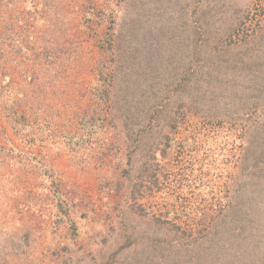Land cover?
<instances>
[{
  "label": "rangeland",
  "instance_id": "rangeland-1",
  "mask_svg": "<svg viewBox=\"0 0 264 264\" xmlns=\"http://www.w3.org/2000/svg\"><path fill=\"white\" fill-rule=\"evenodd\" d=\"M7 1L0 0V264H169L177 251L168 246L176 243L153 242L151 217L179 225L171 237L186 232L187 241L201 229L217 230L216 240L225 217L241 220L237 241L249 230L243 222L252 216L264 222V101L249 106L257 90L238 77L240 70L230 66L222 76L234 93L230 98L218 99L206 87L196 101L206 104L203 111L180 110L182 122L159 162L160 185L135 200L125 174L130 139L115 118L120 106L96 88L101 72L103 88L113 89L115 62L101 49L122 19L134 43L148 30L170 43L175 20L209 5L197 31H218V46L220 40L240 45L252 34L264 46V0H140L138 14L124 0H14L5 7ZM125 64L124 73L133 71L127 81L135 64ZM135 75L149 104L145 97L155 91V78L144 63ZM7 110L24 114L26 123L13 121ZM137 205L146 219L134 211Z\"/></svg>",
  "mask_w": 264,
  "mask_h": 264
},
{
  "label": "trees",
  "instance_id": "trees-1",
  "mask_svg": "<svg viewBox=\"0 0 264 264\" xmlns=\"http://www.w3.org/2000/svg\"><path fill=\"white\" fill-rule=\"evenodd\" d=\"M13 1H7L4 4L5 7H12ZM139 1L124 0V3L131 9V12L138 14L141 10ZM211 7L214 6L207 5L204 10L200 6L197 8L194 6L190 14H185L182 19L175 20L172 34L168 37L170 43L166 40H158V37L155 38L154 32L150 30L141 34L134 43L133 35V39L130 36L125 37L124 26L126 27L127 22L124 18V24L122 19V27L117 28L114 33L116 36L113 33L110 35V38H114L115 41L112 39L111 43L109 38L107 49H101L102 52L108 51L109 60L115 62L114 75L110 76L113 89L103 88L106 80L101 72L96 80V88L99 93L101 91V96L103 95L101 98H110L109 103L117 108L120 106V111L115 109L118 114L115 115V118L127 128L130 139L127 161L129 171L126 170L125 174L131 178L134 200L143 197L146 193L150 194L152 187L158 188L160 185L159 176L163 166L160 168L159 162L162 157L166 156L167 149L173 141L169 134L175 132L178 124L182 122L183 113L180 110L194 106L193 111L195 110L196 114L203 111L202 107L206 108V104H202V101L196 103V101L199 99L198 91L202 92L206 87H212L214 95L221 100L226 97L230 98L234 94L228 92L230 89L227 86L228 81L222 77L226 74L228 67L232 66L234 70H240L241 73L238 77L246 76V79H249V84L254 83L253 88L257 90V95L255 99L251 97L253 101L249 105L250 107L255 109V102L264 101V65L261 62L264 60V46H260L259 41L253 39V34L249 39L243 40L240 45H223L220 40V46H218L213 41L216 36H219L218 31H215L213 35L210 29L206 35L204 31H197L198 19L201 22L202 19L207 18V11ZM133 22L132 20L129 24L132 25ZM217 24L219 25V23ZM190 26L192 30L185 31ZM236 27L237 24L232 25L230 30L228 29L229 38L233 37L232 34ZM138 30L135 31L136 34L139 33ZM175 32H178L180 36H176ZM263 34L264 31H259L260 36ZM257 37L259 36L256 35L254 38ZM15 40L19 47L21 39L15 38ZM147 43L152 44V47L155 48L147 50L145 47ZM158 43L162 47H158ZM241 51H244V56L241 55ZM127 61H133L135 69L133 78L126 81L124 78L133 74L130 68L129 72L124 73L125 67L129 66V64H125ZM143 63L144 67H147L153 74L154 83L156 82L155 91H150V95L145 97L149 104L144 103L143 94L145 92L141 91L140 80L135 75L139 70L142 71ZM194 74L195 81L191 79ZM170 77H172L171 81ZM110 91H113L114 98L112 94H109ZM135 99H137V104H135ZM213 103V106L216 107L215 104H220V101ZM139 104L142 106L141 110L137 108ZM212 109L214 107L210 110ZM7 112L14 116L13 121H19L18 124L26 123L24 114L12 110H7ZM84 121L81 120V122ZM46 129L49 130L48 127ZM130 132L133 133V138L130 137ZM256 132L255 129L250 131V134L254 135L252 137L255 138ZM261 148V153H263L264 149ZM156 154H160V158H157ZM37 162L40 161L37 160ZM133 169H135L133 173L137 174L132 177L130 172ZM134 211L139 213L143 219L148 217L147 211L141 209L139 205L134 208ZM229 220L230 222L226 223ZM252 220L253 222H251ZM240 223L239 218L235 220L232 217H225L221 222V233L216 240L214 238L217 230L204 233V229H201L198 231L199 237H196L199 241L197 243H195L196 239L187 241L185 239L186 232L183 230L182 237L179 235L178 239H173L171 232L177 234L178 230H181L179 225L171 224L160 216L158 218L151 217L148 225L152 228V234L156 235L154 243L156 241L168 244L176 243L168 246L169 250L177 251L169 255L170 258L168 256L169 264H264V222H261L258 216H252L249 221L243 222L245 226L248 225L249 230L244 231L240 240L237 241L235 229ZM172 226L175 229H171ZM165 233H168L171 239L163 238ZM201 252L203 253L202 257L200 256ZM107 264L112 263L108 261Z\"/></svg>",
  "mask_w": 264,
  "mask_h": 264
}]
</instances>
